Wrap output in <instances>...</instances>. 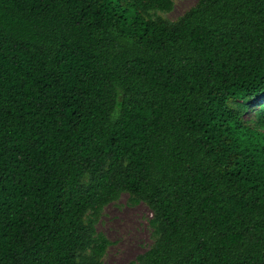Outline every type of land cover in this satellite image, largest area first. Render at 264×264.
<instances>
[{"label":"trees","instance_id":"trees-1","mask_svg":"<svg viewBox=\"0 0 264 264\" xmlns=\"http://www.w3.org/2000/svg\"><path fill=\"white\" fill-rule=\"evenodd\" d=\"M174 5L0 0V264H103L124 193L134 264H264V0Z\"/></svg>","mask_w":264,"mask_h":264},{"label":"rangeland","instance_id":"rangeland-1","mask_svg":"<svg viewBox=\"0 0 264 264\" xmlns=\"http://www.w3.org/2000/svg\"><path fill=\"white\" fill-rule=\"evenodd\" d=\"M197 2L174 0L175 5L171 11L156 13L170 21H177ZM152 216L153 212L145 202H130L127 193L117 202L108 204L96 226L111 241L103 264H134L138 256L146 252L154 242L149 223Z\"/></svg>","mask_w":264,"mask_h":264}]
</instances>
